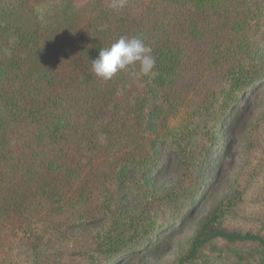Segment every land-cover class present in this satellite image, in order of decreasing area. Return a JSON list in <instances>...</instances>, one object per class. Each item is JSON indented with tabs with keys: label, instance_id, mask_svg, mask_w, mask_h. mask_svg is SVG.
I'll return each mask as SVG.
<instances>
[{
	"label": "trees",
	"instance_id": "16d2710c",
	"mask_svg": "<svg viewBox=\"0 0 264 264\" xmlns=\"http://www.w3.org/2000/svg\"><path fill=\"white\" fill-rule=\"evenodd\" d=\"M86 1L0 0V239L8 230L33 238L40 248L28 252L29 264H38L51 242L47 226L69 208L92 205L108 181L119 188L131 179L127 189L140 195L141 212L131 227L86 250L88 263L167 251L199 206L212 203L176 264H264V230L240 228L261 221L252 207L264 200L250 192L264 177V161L242 189L214 201V187L200 195L194 188L207 157L196 130L183 128L174 140L157 130L164 119L170 131L165 123L188 104L186 88L219 64L228 67L237 103L201 109L215 135L246 123L263 76L229 57L253 55L255 38L264 43V0ZM121 36L151 48L150 74L137 64L110 80L95 76L91 61ZM166 145L182 178L151 199L136 176L166 175L171 166L156 154Z\"/></svg>",
	"mask_w": 264,
	"mask_h": 264
},
{
	"label": "rangeland",
	"instance_id": "374dc122",
	"mask_svg": "<svg viewBox=\"0 0 264 264\" xmlns=\"http://www.w3.org/2000/svg\"><path fill=\"white\" fill-rule=\"evenodd\" d=\"M86 2V0H75L77 6H82ZM255 40L256 38L252 44L258 46L257 52L253 55H234L229 57V60L233 66L256 67L263 76L261 80H264V43ZM227 63L229 64V61ZM227 70L228 67L225 64H219L214 70L200 71L196 84L186 88L185 97L188 100L186 107L165 123L168 124L170 131L164 129V119L159 121L157 129L163 134H168L170 139L173 136L179 137L183 128L196 130L195 139H197L198 147L203 152H207V157L202 172L197 178L195 177L194 188L200 195L214 187L216 189L214 201L224 198L238 188L242 189L250 179L253 170L264 161V82L247 101L251 111L249 119L246 117L244 121L246 123L235 131L232 129L227 134L222 129L221 134L215 135L214 121L211 117L204 115L205 109H201L215 106L217 110L225 111L234 101L237 103L235 97L233 99V90H229V79H225L229 77ZM225 129L229 131L230 128L225 127ZM166 146L168 148L159 149L156 154L161 159V164L171 166L174 162L171 148ZM133 176L134 174H131L130 178ZM181 178L174 165L164 176H136L141 186L139 190L145 188L151 199H153L152 195H159L175 188L180 184ZM130 180H125L126 185L119 188L114 181H108L105 191L98 194L92 205L83 206L77 210L69 208L64 212L65 216L60 219L57 217L58 220L53 225L47 226L46 230L50 234L48 239L50 238L51 242L46 244L45 251L38 253L42 258V262L38 264H90L83 255L86 250H93L102 238L114 236L115 232L128 229L125 228L126 226L131 227L134 223L133 217L141 212L143 204L140 195L131 194L128 191L127 186ZM260 190L262 193H259ZM250 194L254 199L258 196L264 200V177L255 184ZM206 196L208 195H205V201ZM254 203L252 208L261 221L243 222L240 228L263 232L264 204ZM211 204L199 206L193 220L173 238L167 251L156 254L139 253L131 258H123L118 264H176L187 252L190 238ZM150 210V213L156 211L155 206H151ZM36 230L37 228L34 232ZM53 234H57L58 238L53 237ZM33 248H40L33 245V238L27 240L25 235L21 236L20 233L16 235V232L8 230L0 239V264H29L31 259L28 252Z\"/></svg>",
	"mask_w": 264,
	"mask_h": 264
},
{
	"label": "clouds",
	"instance_id": "9594fccd",
	"mask_svg": "<svg viewBox=\"0 0 264 264\" xmlns=\"http://www.w3.org/2000/svg\"><path fill=\"white\" fill-rule=\"evenodd\" d=\"M151 52L141 38L121 36L110 47L100 49L98 57L91 61V69L95 76L110 80L118 72L138 64L140 73L148 75L155 66Z\"/></svg>",
	"mask_w": 264,
	"mask_h": 264
}]
</instances>
